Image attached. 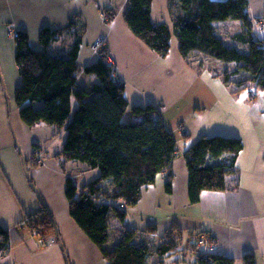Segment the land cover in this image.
Returning <instances> with one entry per match:
<instances>
[{
  "label": "crops",
  "instance_id": "obj_1",
  "mask_svg": "<svg viewBox=\"0 0 264 264\" xmlns=\"http://www.w3.org/2000/svg\"><path fill=\"white\" fill-rule=\"evenodd\" d=\"M126 6L127 0H0V225L8 229L12 243L9 252L0 257V264H107L95 243L70 216L64 194L67 176L79 191L99 177V169L64 157L65 129L45 123L28 127L14 100L21 78L14 59L15 39L7 35V26L25 31L31 47L40 50V29L64 27L71 17L79 19L81 25L79 65L97 59L91 45L103 35L105 52L124 85L129 106L158 107L176 139L171 192L164 187L169 171L158 173L153 183L142 186L134 205L122 208L126 211L124 227L150 236L156 244L177 227L182 250L166 256L162 264H196L197 249L223 255L231 264H243V257L250 253L255 264H264V92L253 86L234 92L215 75L212 66H207V61L217 60L199 53L184 58L179 53L173 34V17L179 10L176 3L151 2V20L165 23L171 34L170 50L164 57L130 31L123 15ZM103 10L113 14L110 21L100 16ZM248 12L254 36L264 41V27L258 25H264V0H248ZM214 25L229 42L241 27L239 22L233 26L226 20ZM198 61L204 67H199ZM219 65L221 71L229 68ZM91 80L96 77L78 74L82 84ZM203 134L241 139L237 173L228 177L237 186L204 190L200 200L191 203L183 153ZM35 146L45 153L44 163L38 166L30 160ZM29 163L31 171L27 173ZM104 183L107 188L112 186L109 180ZM43 205L51 211L56 231L40 238L20 230V221L29 214L44 212ZM112 223L114 229L120 226L117 218ZM202 235L210 237L206 249L198 243ZM149 259L147 264L158 261L154 258L149 263Z\"/></svg>",
  "mask_w": 264,
  "mask_h": 264
},
{
  "label": "trees",
  "instance_id": "obj_2",
  "mask_svg": "<svg viewBox=\"0 0 264 264\" xmlns=\"http://www.w3.org/2000/svg\"><path fill=\"white\" fill-rule=\"evenodd\" d=\"M168 1L178 5L173 34L184 58L199 53L217 61L233 62V67L216 73L227 86L234 92L250 86L264 90V41L252 31L248 0ZM151 2L127 0L124 20L137 38L164 57L170 50L171 34L165 23L151 20ZM228 19H237L241 25L232 36L233 42L221 37L214 25ZM64 32L74 36L67 54L49 53L50 44ZM38 39L40 50L31 47L25 31L15 38L14 59L21 85L14 91V100L19 116L28 127L37 123L65 127L66 139L61 150L64 157L100 171L98 178L79 191L72 178L66 177L64 194L70 216L95 243L107 264H147L154 254L159 257L155 264H162L166 256L182 250L178 228L170 229L156 244L150 236L124 227L126 211L118 204L134 205L142 186L153 183L163 171H169L164 187L171 192L170 169L177 152L175 137L165 126L158 107L129 106L124 85L104 56L83 67L78 64L82 43L79 19L71 17L60 28L44 26ZM198 66L204 67V63L199 62ZM80 69L94 75L96 80L80 83ZM242 148L240 138L220 134H203L190 144L183 156L191 203L198 202L204 190L222 191L237 186L228 177L237 173L235 163ZM105 180L112 186L107 188ZM43 207L44 212L24 217L21 227L27 226L30 231L36 228L41 236L56 231L52 214ZM113 218L120 224L115 229L118 239L113 246H107ZM11 246L8 229L0 225V257ZM196 264H231V261L223 255L197 249ZM243 264H255L253 255H245Z\"/></svg>",
  "mask_w": 264,
  "mask_h": 264
},
{
  "label": "rangeland",
  "instance_id": "obj_3",
  "mask_svg": "<svg viewBox=\"0 0 264 264\" xmlns=\"http://www.w3.org/2000/svg\"><path fill=\"white\" fill-rule=\"evenodd\" d=\"M227 22L228 21H231L232 23H233V26H234V24H235V22H239L237 19H228V20H226ZM240 23V22H239ZM71 33H69V32H64L60 37H59V39H57L56 41H54V42H52L51 44H50V46H49V48H48V52L49 53H51V54H56V55H66L67 54V51L69 50V48H70V46H71V43L73 42V39L71 38ZM227 42H229L228 40H226ZM98 56H100V55H98ZM192 57H194V54L192 55ZM194 61H195V59H194ZM111 64H112V67L115 69V66H114V64H113V61L111 60V62H110ZM224 64L223 65H227V66H229V67H233V62H223ZM212 66V69H213V71H215L214 73H215V75H216V73H218V74H220L222 71H221V69L222 68H220V63L219 62H214V61H212V60H210L209 62L207 61V66ZM116 70V69H115ZM86 75V74H85ZM88 75V74H87ZM260 91H262V92H264V90H260ZM252 94H254V93H251L250 94V96H252ZM40 104L38 103V104H36V107H38ZM124 120L125 121H128L129 119L127 118V116H125L124 117ZM165 124V123H164ZM33 127V126H32ZM60 128V127H59ZM64 129H65V127H63ZM66 132V131H65ZM66 139V138H65ZM30 160H32V161H34L33 163H32V165H36V166H38V165H40V164H43L44 163V160H45V153H44V151L41 149V148H39V147H37V146H35L34 147V153H33V157L30 159ZM70 160V159H69ZM31 161V162H32ZM28 169L29 170H27V173H29L30 171H31V166H30V163L28 164ZM29 177H30V175H29ZM28 177V178H29ZM65 181H66V179H65ZM29 185H30V187L35 191V193L38 195V192L36 191V188H35V186H34V184H33V181L32 180H29ZM120 203H122V202H120ZM50 213H51V211H50ZM52 214V213H51ZM29 215H34V214H29ZM53 216V215H52ZM25 219V218H24ZM54 219V218H53ZM22 221H20V223H21ZM55 223V222H54ZM24 225V221H23V223H22V225H20V227L18 226V228L20 229V230H25V231H30L29 230V228L27 227V226H25V227H23V228H21V226H23ZM56 225V224H55ZM112 225H113V223H112V219L110 220V227H109V229H108V234H109V236H108V242L106 243V245L107 246H113L114 244H115V242L117 241V239H118V236H117V231L112 227ZM30 233L32 234V236H37V237H40L41 238V234H40V230H38V229H33V230H31L30 231ZM46 236H43V238H45ZM55 238V237H54ZM209 239H210V237H209ZM199 246H202L203 247V249H206V242H203V243H201ZM203 252V251H202ZM204 253H211V252H209V251H204ZM2 257V256H1ZM154 258H157V260L159 259V257L158 256H156V255H154L153 257H151L150 259H149V263H151V262H153V260H154Z\"/></svg>",
  "mask_w": 264,
  "mask_h": 264
},
{
  "label": "built area",
  "instance_id": "obj_4",
  "mask_svg": "<svg viewBox=\"0 0 264 264\" xmlns=\"http://www.w3.org/2000/svg\"><path fill=\"white\" fill-rule=\"evenodd\" d=\"M100 16L104 19V21L108 22L113 17V14L106 12V11H102ZM252 23H253V21H252ZM258 25H259V27H264L263 23H261V22H259ZM8 33L11 34L12 36H16L18 34L17 31L12 30L11 28H8ZM104 42H105V37L103 35H100L94 39V41L91 45V48L93 51L98 53V55L104 56L105 59L107 60V62L110 63L111 58L104 50V45H105ZM118 207L122 209L124 207V205L122 203H119ZM203 242H206V245L210 244V239H209L208 235H205V236L202 235L199 237L198 243L201 244Z\"/></svg>",
  "mask_w": 264,
  "mask_h": 264
},
{
  "label": "bare ground",
  "instance_id": "obj_5",
  "mask_svg": "<svg viewBox=\"0 0 264 264\" xmlns=\"http://www.w3.org/2000/svg\"><path fill=\"white\" fill-rule=\"evenodd\" d=\"M251 21H253V20H251ZM8 28H11L12 29V27H11V25H8L7 26V28H6V33H7V35H9L10 37H12V38H16L17 36H18V34H19V31H17V30H15V31H17L18 32V34L16 35V36H12L11 34H9L8 33ZM13 30V29H12ZM205 56V55H204ZM205 57H208V56H205ZM77 61H78V58H77ZM199 62V61H198ZM219 63H222V64H224L223 62H221V61H218ZM78 64H79V62H78ZM85 66V65H84ZM80 73H84V71H82V69H80ZM85 74V73H84ZM20 85H21V83H20ZM19 85V86H20ZM19 86H17V87H19ZM16 87V88H17ZM18 107V106H17ZM19 109V108H18ZM75 161H79V160H75ZM204 252V251H203ZM254 257V256H253Z\"/></svg>",
  "mask_w": 264,
  "mask_h": 264
},
{
  "label": "clouds",
  "instance_id": "obj_6",
  "mask_svg": "<svg viewBox=\"0 0 264 264\" xmlns=\"http://www.w3.org/2000/svg\"><path fill=\"white\" fill-rule=\"evenodd\" d=\"M103 11H105V10H103Z\"/></svg>",
  "mask_w": 264,
  "mask_h": 264
}]
</instances>
